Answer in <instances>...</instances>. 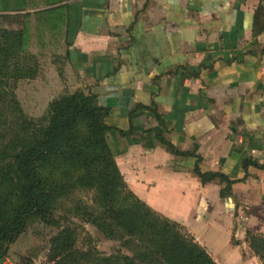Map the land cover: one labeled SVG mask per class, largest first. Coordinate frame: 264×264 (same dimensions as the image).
Returning a JSON list of instances; mask_svg holds the SVG:
<instances>
[{
  "label": "crops",
  "instance_id": "obj_1",
  "mask_svg": "<svg viewBox=\"0 0 264 264\" xmlns=\"http://www.w3.org/2000/svg\"><path fill=\"white\" fill-rule=\"evenodd\" d=\"M9 18L41 57L30 93L94 95L128 188L217 264H251L248 234L264 236V0H19ZM14 258L8 246L0 264Z\"/></svg>",
  "mask_w": 264,
  "mask_h": 264
},
{
  "label": "trees",
  "instance_id": "obj_2",
  "mask_svg": "<svg viewBox=\"0 0 264 264\" xmlns=\"http://www.w3.org/2000/svg\"><path fill=\"white\" fill-rule=\"evenodd\" d=\"M27 35L25 27H0V256L36 218L59 227L49 239L48 264H217L179 223L128 188L106 141L107 108L94 95L76 90L54 98L42 123L22 112L9 82L38 73L33 54L24 49ZM50 163L61 168L63 179L44 176ZM195 170L202 182L215 176ZM226 181L223 197L230 188ZM77 187L92 188L95 196L91 206L78 203L75 214L128 252L100 256L90 246L77 247L76 228L52 216L54 200ZM248 241L264 263V237L249 234Z\"/></svg>",
  "mask_w": 264,
  "mask_h": 264
},
{
  "label": "rangeland",
  "instance_id": "obj_3",
  "mask_svg": "<svg viewBox=\"0 0 264 264\" xmlns=\"http://www.w3.org/2000/svg\"><path fill=\"white\" fill-rule=\"evenodd\" d=\"M0 0V27L11 28L14 18H9V8L12 9L17 6L19 0ZM17 24H21L17 23ZM15 27H17L15 25ZM21 28V27H18ZM28 34V33H27ZM27 43L24 44L25 52L33 54L34 60L37 62L38 73L40 71V59L38 53L31 50L29 42V35H27ZM22 61V59H20ZM37 75L32 78L35 79ZM14 81L9 82L11 90L16 96L19 107L22 112L35 120H40L45 116L48 108V102L42 100L38 94L30 93V90H37L36 84H29V78L25 79H11ZM31 95L33 97H31ZM12 113L9 111V115ZM42 123V121H41ZM107 141V140H106ZM44 176L48 180H60L63 179L60 176L61 168L54 164H47L43 167ZM95 196L94 189L77 187L72 188L67 192L62 193L57 197L52 205V216L59 220L60 225H70L76 228L77 241L76 246L81 248L92 247L97 250L101 255L106 256L114 251L121 249L123 252H128L125 248L120 246V243L116 240L106 238L95 226L91 223L81 219L75 214V207L78 203L92 205ZM67 220V221H65ZM58 225L55 222L46 224L39 221L36 218L31 219L25 230L15 238L13 242L8 243L7 247L11 248V255H15L14 259H10L9 264H48V248L50 237L58 230ZM182 231L190 235L185 228L182 227ZM263 236V235H261ZM264 237V236H263ZM249 238V234H248ZM8 250V249H7ZM246 260L250 259L247 263L251 264H264L258 255L252 258L248 255H243Z\"/></svg>",
  "mask_w": 264,
  "mask_h": 264
}]
</instances>
